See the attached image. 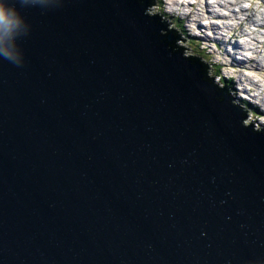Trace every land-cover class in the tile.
<instances>
[{
    "label": "water",
    "instance_id": "obj_1",
    "mask_svg": "<svg viewBox=\"0 0 264 264\" xmlns=\"http://www.w3.org/2000/svg\"><path fill=\"white\" fill-rule=\"evenodd\" d=\"M155 4L22 10L24 63L0 58V264H264V128Z\"/></svg>",
    "mask_w": 264,
    "mask_h": 264
},
{
    "label": "rangeland",
    "instance_id": "obj_2",
    "mask_svg": "<svg viewBox=\"0 0 264 264\" xmlns=\"http://www.w3.org/2000/svg\"><path fill=\"white\" fill-rule=\"evenodd\" d=\"M176 1L180 4L179 6H177L178 3L174 4V2H176ZM194 1L195 0H193V2ZM205 1H208V0H205ZM254 1L256 3H254L253 0H244L242 3L244 5H247V7H248L249 4H247V3L253 2L251 7L254 8V11H253L254 14L257 15L260 12V14L264 15V7L262 6V4L260 2L261 0H254ZM257 1H258V3H257ZM203 2H204V0H201V3L195 5L194 7H198L201 10L202 9L201 7L204 5ZM209 2H212V1L209 0ZM175 5H176V7H175ZM238 6H240V3L235 4V6H233V8L235 10H232V7H231V8H228L229 10H227V11H226V9H223V8H214L215 11H217L219 13V15L212 20L214 25L219 22V23H228L232 26L233 23L235 22V20L231 16L230 9L234 12H237ZM177 8H179V9H177ZM148 9H150V10H147V12L149 14L158 13L161 15V17H163L165 19H169V23H170L169 26H172V21H174L176 23V26H177V29L179 30L180 36L187 38L186 42H183L181 40H178L177 42L180 45L188 48L189 51H187V53H189V54L194 53V54H196V55H198L204 59H208L207 60L208 65H209V59H210L211 60L210 62H212V65L210 66L211 67V71H210L211 75H213L212 74V68H214V67L219 68L218 71H216L217 74H219V73H223V74L221 75V77L214 78V81L218 84V86L223 87L224 85H227L229 87L230 95L232 96V98L234 97L233 99H231L232 104H234V105L236 103L239 104V106L243 107L242 108L243 111H245V108H247L249 110V111H246L247 115L244 119V123L249 124V122H251L253 124L254 129H257V128H260L261 126H263L264 125V104L262 102H260V100L258 98H255L253 101H250V95H258L259 93L257 90L253 89L254 86L251 90L249 88V87H251L250 78L253 79V81H255L256 79L262 78L263 76L255 74V72L248 65L241 64L237 67H234L228 63L225 65H222V62L224 60H230L231 56H229V55L227 56L226 54L223 55L222 50H220L222 48H219L221 45L220 46H214V44L217 45L218 43H222L225 45V43L227 42L226 38L220 39V41L217 39V36L220 34V31H221V33H223V35L225 34V31L222 29H215V28H213L214 29L213 30L212 27H211L210 31L208 29H205L203 31V33L201 32V35L205 36V39L207 41H209V39H208L209 33L212 36V33L217 31V35H216L215 39L212 40V42H210V43L197 42L196 37L194 36L196 34H195V28H193V25L187 23V27L189 28V30L188 29L186 30L185 29L186 21L184 19L181 23L177 22V18L180 19V17L182 16V13H184V15H187L189 17V10L193 9V7H190V4L188 2L186 3L185 0H159L158 4L150 5ZM170 9H172V11H169ZM202 10L205 11V8H203ZM170 12L171 13L175 12V16H171L169 14ZM179 13L181 16L179 15ZM197 13H200V12H196V10H195L193 17H195L194 15H196ZM250 13H252V12H250ZM240 14L241 13H238V12L236 13V15L237 16L239 15V17H241V18L245 17L244 14H241V15ZM224 16H226V18ZM207 17H209V16L207 15ZM250 18H251L252 22H254L257 25L259 24L256 18H253V16H251ZM199 20H203L202 22H205V19H203V18H200ZM251 26L252 25L247 24L245 26V29L250 28ZM255 28L256 29L254 30L253 34L257 38L256 40L260 41V42L261 41L264 42V26H257ZM227 35H228V33H227ZM190 37L191 38L193 37V39H191ZM240 39H242V38H240ZM245 39H247L246 36H244V38L242 40H245ZM228 41H230V40H228ZM231 41H232L231 43L237 44L241 40H239V39L232 40L231 39ZM252 42H254V41H252ZM256 45H258V43H256ZM226 47L228 49V48H230V45L227 44ZM218 48H219V50H217ZM238 55L239 54H237V56ZM240 56L241 55L238 56V59L243 57V56H241V57ZM208 73H209V71H208ZM242 73L245 76H243ZM230 76H231V79H229ZM232 76H234V79L232 78ZM237 77H247V78H249V80L243 81L245 83H244V85H241V86L239 84H236L235 88H234V84L232 82H234V80ZM232 87H233V92L231 91ZM255 88H256V86H255ZM245 104H248V105H245ZM252 108H256L259 111V116H256V113H254L252 111Z\"/></svg>",
    "mask_w": 264,
    "mask_h": 264
},
{
    "label": "bare ground",
    "instance_id": "obj_3",
    "mask_svg": "<svg viewBox=\"0 0 264 264\" xmlns=\"http://www.w3.org/2000/svg\"><path fill=\"white\" fill-rule=\"evenodd\" d=\"M156 1V0H155ZM159 1V0H158ZM158 1H156V4H158ZM186 3L188 2L190 4V7H193V9L189 10V17L187 15H184V13H182V16L180 18L184 19L186 21V27L185 29L189 30V28L187 27V23L188 24H192L193 28H195V34L194 35L196 37L197 42H201V43H210L212 42V40L215 39L216 35H217V31L211 34L209 33L208 39L209 41H207L205 39V36L201 35V32L203 33V31L205 29H208L210 31L211 27L212 29H222L225 31V34L223 35V33H221L217 36V39L220 41V39H224L226 38L227 42L224 44L222 43H218L217 45L214 44V46H220L219 48H222L220 50H222V54H226L227 56H231L230 60H224L222 62V65L225 64H231L234 67H237L241 64L244 65H248L254 72L255 74L261 75L263 76L262 78H258L255 81H253V79L250 78V83H251V87L250 90L253 88L255 90L258 91V95H250V101H253L255 98H258L260 100V102H262L264 104V42L263 41H257L256 37L254 36V30L256 29L255 27L260 26V25H264V15L263 14H254V8H252V4L253 2L256 3L254 0L251 3H247L249 4L248 7L247 5H244L242 2L244 0H211L212 2L205 1L203 2V6L201 7L202 9L205 8L204 10H200L198 7H194L195 5L201 3V0H195L193 2V0H185ZM241 1V2H240ZM262 6L264 7V0L260 1ZM178 2H174V4H177ZM240 6L237 7V12L244 14L245 17L241 18L239 17V15L237 16L236 13L232 10H235L233 8V6H235V4H239ZM258 3V1H257ZM170 5V4H169ZM180 4L178 3L177 6H179ZM176 7V5H175ZM231 16L232 18L235 20V22L233 23V25L231 26L228 23H217L214 25V23L212 22V20L217 17L219 15V13L217 11H215L214 8H223L229 10L228 8H231ZM176 9V8H175ZM179 9V8H177ZM196 12H200L197 13L196 15H194L195 17H193V14ZM169 11H172V9H170ZM252 12V13H250ZM257 12V11H256ZM171 16H175V12L173 13H169ZM240 14V15H241ZM248 14V15H247ZM207 15L209 17H207ZM251 16H253V18H256L258 21V25L255 24L254 22L251 21ZM226 18V16H224ZM230 17V16H229ZM200 18L205 19V22H202L203 20H199ZM252 18V19H253ZM207 20V21H206ZM182 21V20H181ZM222 24V25H221ZM247 24L252 25L250 28H246L245 26ZM214 30V29H213ZM228 35H227V33ZM223 35V36H222ZM244 36L247 37V39L242 40L244 38ZM242 38V39H240ZM232 40L235 39H239L241 41H239L237 44H233L231 43ZM230 40V41H228ZM254 41V42H252ZM256 43H258V45H256ZM229 44L230 48L227 49L226 45ZM253 44V45H252ZM219 48L217 50H219ZM237 54L243 56L240 59H238ZM215 69V67H214ZM213 70V68H212ZM214 73V71H213ZM223 73H219L218 77H221ZM243 75V73H242ZM245 76V75H243ZM232 78L234 79V76H232ZM229 79H231V76L229 77ZM245 80H249V78L247 77H237L234 82H232L234 84V88L236 84L244 85ZM256 86V88H255ZM248 88V87H247ZM231 91L233 92V87L231 88ZM259 104V103H258ZM259 107V106H258Z\"/></svg>",
    "mask_w": 264,
    "mask_h": 264
},
{
    "label": "clouds",
    "instance_id": "obj_4",
    "mask_svg": "<svg viewBox=\"0 0 264 264\" xmlns=\"http://www.w3.org/2000/svg\"><path fill=\"white\" fill-rule=\"evenodd\" d=\"M53 3L54 0H0V58L13 64L14 66L23 65L24 54L18 41L29 34L31 25L22 14V10L29 7L41 8L44 5H51ZM179 20L183 21V19L177 18V22H179ZM191 39H193V37ZM182 51L185 55H196L194 53H187V51H189L188 49H183ZM200 58L203 61L208 60L202 57ZM213 83L218 86L215 81Z\"/></svg>",
    "mask_w": 264,
    "mask_h": 264
},
{
    "label": "trees",
    "instance_id": "obj_5",
    "mask_svg": "<svg viewBox=\"0 0 264 264\" xmlns=\"http://www.w3.org/2000/svg\"><path fill=\"white\" fill-rule=\"evenodd\" d=\"M156 1H158V0H156ZM159 2V1H158ZM182 21L181 20H179V22L178 23H181ZM189 56H193V57H196V58H200L199 56H196V55H189ZM211 60L209 59V68H208V64L206 63L207 62V60H202L201 59V63H205L206 64V66H205V73L208 75V71H209V75H211L210 74V71H211V65H212V62H210ZM218 69L219 68H213V70H212V74L214 75V77L216 78V77H218L219 76V74H217V72L216 71H218ZM213 71H214V73H213ZM213 76H209V79L210 80H212L213 78H214ZM244 103V102H243ZM245 105H248V104H245ZM237 106L239 107V104H237ZM240 108V107H239ZM252 111L254 112V113H256V116H259V111L256 109V108H252ZM262 128H264V125L263 126H261L260 128H258L259 130L260 129H262Z\"/></svg>",
    "mask_w": 264,
    "mask_h": 264
}]
</instances>
